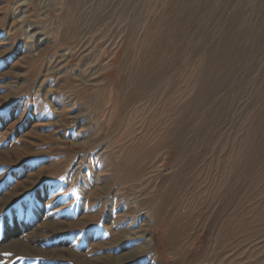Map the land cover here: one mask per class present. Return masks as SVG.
Masks as SVG:
<instances>
[{"label": "rangeland", "instance_id": "obj_1", "mask_svg": "<svg viewBox=\"0 0 264 264\" xmlns=\"http://www.w3.org/2000/svg\"><path fill=\"white\" fill-rule=\"evenodd\" d=\"M0 264H264V0H0Z\"/></svg>", "mask_w": 264, "mask_h": 264}, {"label": "bare ground", "instance_id": "obj_2", "mask_svg": "<svg viewBox=\"0 0 264 264\" xmlns=\"http://www.w3.org/2000/svg\"><path fill=\"white\" fill-rule=\"evenodd\" d=\"M154 64V63H153ZM145 77V76H144ZM146 79H147V77H146ZM139 84H138V86L136 87V89H140L141 87H143L142 86V84H143V81H141V82H138ZM143 89V88H142ZM138 91V90H137ZM85 223V222H84ZM123 237V236H122ZM120 241V240H119ZM124 253H126V252H124ZM128 253V254H127ZM122 258H120V259H117V263H119V262H123L122 260L124 259V261H125V258H127V259H130V257L131 256H133V255H135V254H137L138 252H131V253H129V252H127ZM84 258V257H83Z\"/></svg>", "mask_w": 264, "mask_h": 264}]
</instances>
